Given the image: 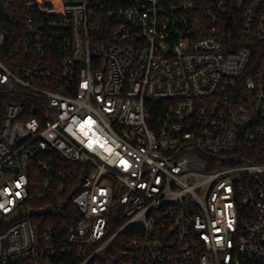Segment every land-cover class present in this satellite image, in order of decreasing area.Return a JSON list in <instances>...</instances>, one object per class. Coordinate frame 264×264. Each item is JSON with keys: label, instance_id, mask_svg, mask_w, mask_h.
Returning a JSON list of instances; mask_svg holds the SVG:
<instances>
[{"label": "built area", "instance_id": "obj_1", "mask_svg": "<svg viewBox=\"0 0 264 264\" xmlns=\"http://www.w3.org/2000/svg\"><path fill=\"white\" fill-rule=\"evenodd\" d=\"M0 11V264H264V0Z\"/></svg>", "mask_w": 264, "mask_h": 264}, {"label": "trees", "instance_id": "obj_2", "mask_svg": "<svg viewBox=\"0 0 264 264\" xmlns=\"http://www.w3.org/2000/svg\"><path fill=\"white\" fill-rule=\"evenodd\" d=\"M23 2H28L30 0H21ZM0 26L3 27L4 29L10 31V39L11 41H14V36H13V31H14V26L4 20L2 17V12L0 11ZM163 102H149L148 108L150 110V114L152 116V119L158 120L160 116L163 113ZM43 204H51V202H45Z\"/></svg>", "mask_w": 264, "mask_h": 264}, {"label": "water", "instance_id": "obj_3", "mask_svg": "<svg viewBox=\"0 0 264 264\" xmlns=\"http://www.w3.org/2000/svg\"><path fill=\"white\" fill-rule=\"evenodd\" d=\"M76 192V191H75ZM74 192V193H75ZM73 193V194H74ZM52 213V209L51 208H47L45 210H41V211H33V215H36V216H40V215H48V214H51Z\"/></svg>", "mask_w": 264, "mask_h": 264}]
</instances>
